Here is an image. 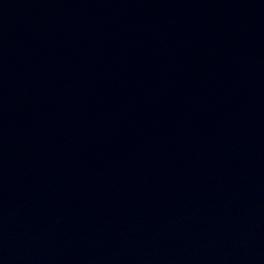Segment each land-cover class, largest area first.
Returning a JSON list of instances; mask_svg holds the SVG:
<instances>
[{
    "label": "water",
    "instance_id": "water-1",
    "mask_svg": "<svg viewBox=\"0 0 264 264\" xmlns=\"http://www.w3.org/2000/svg\"><path fill=\"white\" fill-rule=\"evenodd\" d=\"M0 264H264V0H0Z\"/></svg>",
    "mask_w": 264,
    "mask_h": 264
}]
</instances>
